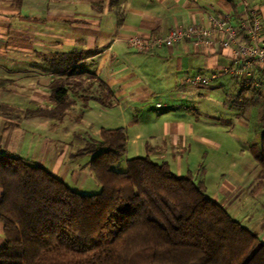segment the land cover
Listing matches in <instances>:
<instances>
[{
    "label": "crops",
    "instance_id": "0c3cea01",
    "mask_svg": "<svg viewBox=\"0 0 264 264\" xmlns=\"http://www.w3.org/2000/svg\"><path fill=\"white\" fill-rule=\"evenodd\" d=\"M246 4L258 10L264 23V0H0V153L26 159V153L39 152L52 162L50 169L56 175L57 164L70 153L66 140L54 132L58 122L71 117L89 121L94 109L117 116L115 112L121 110V104L125 107L126 97L137 100L166 95L177 89L179 82L181 86L189 85L188 77L211 76L235 65V46L225 49L216 42L197 49L190 42H181L145 52L130 45L131 37L152 39L194 24L209 26L210 15L230 16L234 24H239L246 16ZM71 53L82 57L70 64L67 56ZM73 69L77 71L71 75ZM89 75L99 87L87 82ZM150 79L157 82L151 83ZM59 80L69 88L71 105L57 115L52 87ZM215 81L250 90L247 101H256L260 106L259 124L264 128V83L248 86L235 75H222ZM89 90L92 93L86 96ZM105 92L112 95L108 107L100 101ZM200 123L168 122L163 136L191 135L208 141L198 132ZM238 123L248 127L245 122ZM143 136L138 132L135 141ZM262 140L263 136L260 144L249 147L252 159L246 164L248 171L262 167L254 153ZM146 150L149 152L147 145ZM226 191L230 195L224 204L220 203L227 209L226 203L236 190ZM256 228L250 227L255 232ZM4 242L0 216V246Z\"/></svg>",
    "mask_w": 264,
    "mask_h": 264
},
{
    "label": "trees",
    "instance_id": "16d2710c",
    "mask_svg": "<svg viewBox=\"0 0 264 264\" xmlns=\"http://www.w3.org/2000/svg\"><path fill=\"white\" fill-rule=\"evenodd\" d=\"M81 57L67 56L70 64ZM52 88L54 114L63 113L71 105L69 88L60 80ZM111 99L105 92L100 101L108 107ZM127 140L124 127L102 129L90 162L101 185L94 194L76 191L44 166L0 153V264H264L258 233L210 198L192 173L178 175L149 153L129 158L125 171L114 169ZM254 153L264 169V135Z\"/></svg>",
    "mask_w": 264,
    "mask_h": 264
},
{
    "label": "rangeland",
    "instance_id": "374dc122",
    "mask_svg": "<svg viewBox=\"0 0 264 264\" xmlns=\"http://www.w3.org/2000/svg\"><path fill=\"white\" fill-rule=\"evenodd\" d=\"M87 82H93L95 88L99 87L92 75L87 77ZM149 82L157 81L150 79ZM178 85L177 89L169 90L168 94L159 97L121 99L125 107L122 104L119 106L121 110H116L117 116H109L105 110L97 112L94 109L91 112L93 119L89 121L71 117L58 122L54 132L66 140L70 153L64 154L57 164L59 171L56 175L78 192H100L101 186L90 162L100 150L101 129L129 126L126 127V152L123 159L113 166L114 169L125 171L129 158L149 153L156 162H169L178 175L190 172L196 181H205L207 195L222 204L230 195L226 189L236 190L226 203L229 213L248 228L257 226L256 232L264 242L263 168L259 166L258 170H254L253 167V171H248L246 167L252 159L250 145L260 144L264 135V128L259 124L262 116L260 106H257L256 101H247L251 91H242L237 85L222 86L215 80L208 85L181 86L180 82ZM91 93L92 90H89L86 96ZM75 113L81 114L78 111ZM240 121L248 127L238 123ZM168 122H201L198 132L204 134L208 141L198 140L191 135L164 137ZM207 122L215 124V127H208ZM138 132L144 136L137 142L135 136ZM90 143L96 145L88 150ZM25 156L27 160L55 174L50 169L52 162L43 159L39 152L26 153ZM245 180L248 184L243 183ZM257 181H260L258 185Z\"/></svg>",
    "mask_w": 264,
    "mask_h": 264
},
{
    "label": "built area",
    "instance_id": "2783aa9c",
    "mask_svg": "<svg viewBox=\"0 0 264 264\" xmlns=\"http://www.w3.org/2000/svg\"><path fill=\"white\" fill-rule=\"evenodd\" d=\"M209 26L194 24L183 29H173L167 35L146 39L135 35L129 43L140 51H151L159 46L171 47L181 42H190L200 49L219 42L223 48L235 46V65L225 67L221 73L211 76L198 74L188 77L186 82L208 85L222 75H235L248 86L264 83V23L256 8L246 4V16L234 24L230 16L210 15ZM246 38L241 41L240 37Z\"/></svg>",
    "mask_w": 264,
    "mask_h": 264
}]
</instances>
